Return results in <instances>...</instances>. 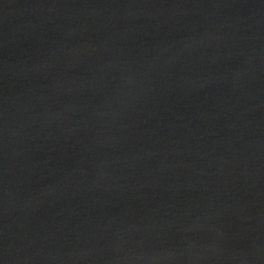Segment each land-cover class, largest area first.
Wrapping results in <instances>:
<instances>
[{
    "label": "water",
    "instance_id": "95a60500",
    "mask_svg": "<svg viewBox=\"0 0 264 264\" xmlns=\"http://www.w3.org/2000/svg\"><path fill=\"white\" fill-rule=\"evenodd\" d=\"M0 264H264V0H0Z\"/></svg>",
    "mask_w": 264,
    "mask_h": 264
}]
</instances>
